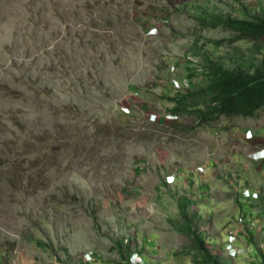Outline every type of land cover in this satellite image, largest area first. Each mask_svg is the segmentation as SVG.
Returning <instances> with one entry per match:
<instances>
[{
  "label": "rangeland",
  "instance_id": "1",
  "mask_svg": "<svg viewBox=\"0 0 264 264\" xmlns=\"http://www.w3.org/2000/svg\"><path fill=\"white\" fill-rule=\"evenodd\" d=\"M263 13L264 0H0V264H196L185 200L221 264H262L264 108L202 123L201 101L174 116L172 99L192 67V92L207 85L206 58L258 63L264 39L213 23Z\"/></svg>",
  "mask_w": 264,
  "mask_h": 264
},
{
  "label": "trees",
  "instance_id": "2",
  "mask_svg": "<svg viewBox=\"0 0 264 264\" xmlns=\"http://www.w3.org/2000/svg\"><path fill=\"white\" fill-rule=\"evenodd\" d=\"M224 26L237 35L239 40H251L258 42L264 39V13L254 15L251 20H216L213 26ZM208 67L205 68L202 79L204 78L205 87L199 91L192 92L194 86L192 80L197 74V70L192 67L189 74V85L182 86L183 89L176 93L173 109L174 116H180L190 111L189 103H198L201 101L202 109H197L195 114L204 122L215 120L216 118L244 116L254 117L264 108V57L258 63L255 61L242 63L236 68H224L215 61L206 58ZM194 66V65H193ZM189 86L190 89H185ZM182 98L181 100L179 99ZM183 108V110L181 109ZM191 201L181 202V216L183 226L181 231L193 238V249L195 251L196 264H221L220 261L210 253L205 247V241L202 237L196 235L190 217L186 214V209ZM125 264L132 263L126 259ZM264 264V258L262 260Z\"/></svg>",
  "mask_w": 264,
  "mask_h": 264
},
{
  "label": "built area",
  "instance_id": "3",
  "mask_svg": "<svg viewBox=\"0 0 264 264\" xmlns=\"http://www.w3.org/2000/svg\"><path fill=\"white\" fill-rule=\"evenodd\" d=\"M256 197H257V195H256ZM236 237H238V235L235 233H233L231 235V238L233 239L232 243H234V240L236 239ZM232 243L230 244V246H231L230 250L233 251L232 255H233V257H235V256L239 255V252L237 251V249L234 247V245Z\"/></svg>",
  "mask_w": 264,
  "mask_h": 264
},
{
  "label": "clouds",
  "instance_id": "4",
  "mask_svg": "<svg viewBox=\"0 0 264 264\" xmlns=\"http://www.w3.org/2000/svg\"><path fill=\"white\" fill-rule=\"evenodd\" d=\"M258 154H264V148H263V149H260V150H258V151H256V152L254 153L255 156L258 155ZM261 158H264V155H263ZM261 158H260V159H261ZM258 160H259V159H258Z\"/></svg>",
  "mask_w": 264,
  "mask_h": 264
},
{
  "label": "crops",
  "instance_id": "5",
  "mask_svg": "<svg viewBox=\"0 0 264 264\" xmlns=\"http://www.w3.org/2000/svg\"><path fill=\"white\" fill-rule=\"evenodd\" d=\"M262 156H263V154H258V155H256V157H257L258 159H260ZM254 157H255V155H254Z\"/></svg>",
  "mask_w": 264,
  "mask_h": 264
}]
</instances>
